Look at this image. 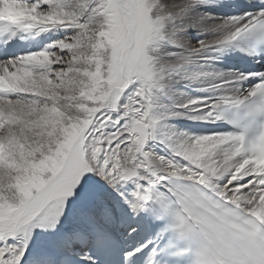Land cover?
Listing matches in <instances>:
<instances>
[{
  "label": "snow or ice",
  "instance_id": "6c2138e0",
  "mask_svg": "<svg viewBox=\"0 0 264 264\" xmlns=\"http://www.w3.org/2000/svg\"><path fill=\"white\" fill-rule=\"evenodd\" d=\"M219 2L0 0V42L63 34L0 58V264H264V71L214 67L264 53V0Z\"/></svg>",
  "mask_w": 264,
  "mask_h": 264
},
{
  "label": "bare ground",
  "instance_id": "6f19581e",
  "mask_svg": "<svg viewBox=\"0 0 264 264\" xmlns=\"http://www.w3.org/2000/svg\"><path fill=\"white\" fill-rule=\"evenodd\" d=\"M219 9H220L219 5L215 4L212 7L201 9V11L204 13H208L211 16L219 19L221 18L219 15ZM53 34L54 35L56 34L55 36L60 37L58 36V34H62V33H53ZM190 35L192 37L193 43H195L199 39L205 38V36L199 34L197 31H192ZM217 58L219 59L220 62L214 64V67L223 72H231L230 70L224 68L223 58L220 57ZM177 87L181 88L182 91L175 97L174 102H183L186 99L209 95L208 93L200 91V88L202 87L201 85H192L190 87H184L183 85H178ZM169 125L174 127L175 130L177 131L186 132L193 135H204L219 130V124H208V123L197 122L189 119L172 120L169 121ZM38 236L33 238V242L35 246L32 249V251L34 255H38L44 246V241L38 239ZM30 264H31V258H30Z\"/></svg>",
  "mask_w": 264,
  "mask_h": 264
},
{
  "label": "rangeland",
  "instance_id": "374dc122",
  "mask_svg": "<svg viewBox=\"0 0 264 264\" xmlns=\"http://www.w3.org/2000/svg\"><path fill=\"white\" fill-rule=\"evenodd\" d=\"M48 37H49V40H56V39H58V38H60L61 36H62V34H58V36H60V37H57V36H55L53 33H48V34H46ZM56 37V39H55V37Z\"/></svg>",
  "mask_w": 264,
  "mask_h": 264
}]
</instances>
